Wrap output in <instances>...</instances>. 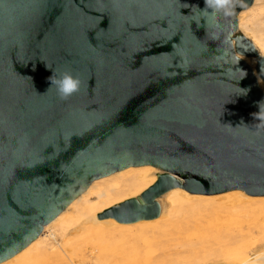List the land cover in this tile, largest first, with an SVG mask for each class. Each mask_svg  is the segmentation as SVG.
Instances as JSON below:
<instances>
[{
	"label": "water",
	"instance_id": "water-1",
	"mask_svg": "<svg viewBox=\"0 0 264 264\" xmlns=\"http://www.w3.org/2000/svg\"><path fill=\"white\" fill-rule=\"evenodd\" d=\"M253 3L205 18V0H0V264L131 167L161 174L99 219L155 220L176 188L264 197V56L238 30ZM52 70L79 92L61 100Z\"/></svg>",
	"mask_w": 264,
	"mask_h": 264
},
{
	"label": "bare ground",
	"instance_id": "bare-ground-1",
	"mask_svg": "<svg viewBox=\"0 0 264 264\" xmlns=\"http://www.w3.org/2000/svg\"><path fill=\"white\" fill-rule=\"evenodd\" d=\"M238 25L239 32L254 45L261 56H264L261 53L264 49V0H254L251 8L242 11L238 17ZM245 60L253 69L255 68L254 58ZM258 80L264 92V82L260 78ZM159 174L161 172L152 166L131 167L94 181L87 191L44 228L37 240L15 257L1 264H29L35 258L46 256L61 261L68 255H78L83 246L94 238L115 237L127 240L126 238L129 237L132 239V236L146 235L176 238L180 233L179 219H185L186 215L196 216L200 212L212 214L211 212L222 211L230 214L233 219H237L242 212H248L264 219V197L249 196L242 190L203 196L190 194L181 188L171 190L158 200L161 214L155 220L122 224L113 218L99 219V215L105 211L128 200L139 198L156 183ZM181 227L182 230L186 228L185 225ZM245 251L239 250V254L213 264H240L243 256L256 253ZM75 259L79 260L77 264H82V258Z\"/></svg>",
	"mask_w": 264,
	"mask_h": 264
},
{
	"label": "rangeland",
	"instance_id": "rangeland-1",
	"mask_svg": "<svg viewBox=\"0 0 264 264\" xmlns=\"http://www.w3.org/2000/svg\"><path fill=\"white\" fill-rule=\"evenodd\" d=\"M211 213L179 219L180 233L176 238H94L74 256L82 258V264H213L239 254V250L253 253L264 249V219L248 212L235 220L222 211ZM183 225L186 228L182 230ZM72 256L61 261L49 256L35 258L29 264H77L79 260Z\"/></svg>",
	"mask_w": 264,
	"mask_h": 264
},
{
	"label": "clouds",
	"instance_id": "clouds-1",
	"mask_svg": "<svg viewBox=\"0 0 264 264\" xmlns=\"http://www.w3.org/2000/svg\"><path fill=\"white\" fill-rule=\"evenodd\" d=\"M243 5V0H205V8L200 10L202 17H231L234 15L237 7ZM264 54V49L261 50ZM53 71V70H52ZM50 88L55 87L61 100H67L74 94L78 93L81 87V81L78 77L65 72L57 76L53 71L49 78ZM240 264H264V250H260L251 256H243Z\"/></svg>",
	"mask_w": 264,
	"mask_h": 264
}]
</instances>
